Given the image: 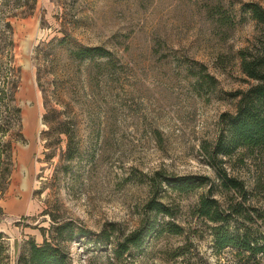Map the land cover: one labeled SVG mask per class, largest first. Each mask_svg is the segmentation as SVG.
Segmentation results:
<instances>
[{"label":"rangeland","instance_id":"obj_1","mask_svg":"<svg viewBox=\"0 0 264 264\" xmlns=\"http://www.w3.org/2000/svg\"><path fill=\"white\" fill-rule=\"evenodd\" d=\"M249 1L264 7V0H0V44L6 48L9 21L23 125V136L3 138L12 141L11 174L0 178L8 264L30 238L41 244L49 237L48 212L95 233L114 222L125 235L151 216L153 198L177 211L158 221L165 227L172 220L183 232L163 230L126 254V264H245L236 249L216 250L213 223L196 208L212 183L223 204L244 202L218 185L205 152L220 133L221 115L237 110V93L257 83L238 55L258 32L240 8ZM218 3L235 25L209 15ZM96 46L112 55L73 54ZM220 159L250 191L244 204L264 205V149ZM157 171L211 182L188 193L154 189ZM90 238L69 242L73 264H119L107 263L111 248Z\"/></svg>","mask_w":264,"mask_h":264},{"label":"trees","instance_id":"obj_2","mask_svg":"<svg viewBox=\"0 0 264 264\" xmlns=\"http://www.w3.org/2000/svg\"><path fill=\"white\" fill-rule=\"evenodd\" d=\"M240 8L256 21L258 27L253 43L238 52L243 71L257 83L237 93L239 99L234 113L225 112L221 115L220 133L213 146L206 149L205 155L215 169L218 185L222 190L226 193H237L246 202L250 199V191L242 180L231 176L222 167L220 159L229 157L242 148L250 154L264 149V7L259 2L249 1L243 2ZM216 12L220 14L218 21L221 25H235V21L230 19L221 4L209 5V15L213 16ZM243 20L244 15L241 21ZM4 26L2 31L6 48L0 44V163L6 166L0 168V178L2 175L8 178L12 165V141L5 142L3 138L11 131H18L23 136L22 109L16 98L20 85V69L13 64L11 57L14 46L13 28L9 21ZM73 54L81 59L112 55L111 51L99 46L81 47L74 50ZM205 76H202L204 80ZM74 152L70 144L69 156L73 157ZM151 179L154 189L163 188L165 185L178 193H188L211 182L209 177L203 175H167L162 171H157ZM211 185L209 193L201 196L196 213L213 223L211 234L214 247L218 252L227 248L236 249L245 264H263L264 205L248 207L244 202L232 201L223 204L213 194L215 183ZM146 207L151 216L146 217L139 229L125 235H120L118 225L114 222L108 223L95 233L76 225L74 220L65 221L48 212L53 221L49 237L41 244L32 238L26 241L16 264H73L69 242L75 238L87 239L90 236L94 238L88 239L89 242L92 240L104 250L111 248L112 255L108 256L107 263L115 259L119 264H126V254H130L133 249H141L149 239L163 230L173 234L183 232V227L172 220H168L165 227L158 221L160 215L173 218L177 214L171 205L153 198ZM8 260V246L4 234L0 232V264H8Z\"/></svg>","mask_w":264,"mask_h":264}]
</instances>
